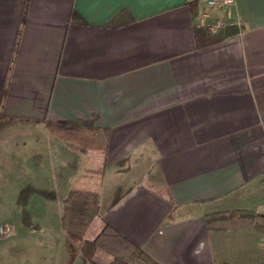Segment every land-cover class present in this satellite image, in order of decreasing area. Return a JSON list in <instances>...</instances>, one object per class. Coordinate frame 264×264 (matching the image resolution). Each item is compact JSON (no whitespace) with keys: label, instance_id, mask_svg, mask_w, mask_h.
Segmentation results:
<instances>
[{"label":"crops","instance_id":"crops-1","mask_svg":"<svg viewBox=\"0 0 264 264\" xmlns=\"http://www.w3.org/2000/svg\"><path fill=\"white\" fill-rule=\"evenodd\" d=\"M205 7L0 0V198L59 201L61 231L26 212L2 239L32 233L39 255L14 239L0 264H90L61 224L73 187L99 193L86 239L108 222L160 264H264V0L212 8L216 35Z\"/></svg>","mask_w":264,"mask_h":264},{"label":"trees","instance_id":"trees-1","mask_svg":"<svg viewBox=\"0 0 264 264\" xmlns=\"http://www.w3.org/2000/svg\"><path fill=\"white\" fill-rule=\"evenodd\" d=\"M196 30L208 32L201 26H196ZM46 124L50 131L56 133L91 126L86 120H47ZM98 200V191L81 187L71 188L62 200V227L73 242L80 243L83 259L90 264H160L108 222L103 223L93 238L84 237L98 212ZM253 223L264 230V218ZM98 251L109 254L111 259L104 260L97 255Z\"/></svg>","mask_w":264,"mask_h":264},{"label":"rangeland","instance_id":"rangeland-1","mask_svg":"<svg viewBox=\"0 0 264 264\" xmlns=\"http://www.w3.org/2000/svg\"><path fill=\"white\" fill-rule=\"evenodd\" d=\"M50 187H53V184H49ZM48 185V186H49ZM47 186V185H46ZM4 191L8 192L9 189L5 188ZM10 195V194H9ZM59 202V201H58ZM58 202L55 199H51L50 201L48 199H42L41 197H37L36 193H31L27 198H10V196L4 195L2 198H0V225L6 224V223H12L16 222V220H23L25 217L28 216L26 212L40 210L42 212V209L45 210L46 214L45 216H40L41 219H44L43 222L45 224H49L53 228L52 235H55L59 233L60 235V218L58 215ZM43 206V208H42ZM48 213V214H47ZM12 221V222H11ZM42 221V220H41ZM56 229H58L56 231ZM55 231V232H54ZM35 234V233H34ZM29 235H33L32 233H28L25 230L19 231L17 236L2 239L0 238V245L3 244V242H13L16 239L17 246L19 247V252L16 255L17 257H26V256H36L39 255L38 249L36 245L33 242V238L28 237ZM40 238H43L41 235ZM62 238V237H61ZM104 257L105 254L104 253Z\"/></svg>","mask_w":264,"mask_h":264},{"label":"built area","instance_id":"built-area-1","mask_svg":"<svg viewBox=\"0 0 264 264\" xmlns=\"http://www.w3.org/2000/svg\"><path fill=\"white\" fill-rule=\"evenodd\" d=\"M233 4L234 0H206V7L195 15L194 21L196 26L204 27L211 34H219L225 26V20L224 17H213L211 9H221L227 16H230ZM12 233L10 225H0V238L8 237Z\"/></svg>","mask_w":264,"mask_h":264}]
</instances>
